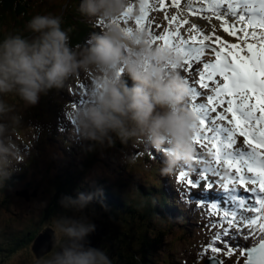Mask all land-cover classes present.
<instances>
[{"label": "clouds", "instance_id": "obj_1", "mask_svg": "<svg viewBox=\"0 0 264 264\" xmlns=\"http://www.w3.org/2000/svg\"><path fill=\"white\" fill-rule=\"evenodd\" d=\"M126 7L127 0H80L83 17L106 22L102 31L90 33L85 46H73L71 29H64L62 17L53 14L33 15L24 29L30 35L13 31L0 39V175L10 176L8 170L21 162L14 139L21 117L5 97L36 106L42 96L63 90L80 73L92 77L94 84L88 102L72 112L73 143L103 154L117 141L142 142L163 153L161 175L192 165L198 117L189 103L183 57L151 44L146 32L128 33L114 22ZM169 64L176 67L166 70ZM102 197L101 189L77 191L75 196L62 195L59 204L83 213L98 200L107 209ZM96 228L85 215L57 218L56 251L45 264H112L105 250L91 246L88 238Z\"/></svg>", "mask_w": 264, "mask_h": 264}, {"label": "snow or ice", "instance_id": "obj_2", "mask_svg": "<svg viewBox=\"0 0 264 264\" xmlns=\"http://www.w3.org/2000/svg\"><path fill=\"white\" fill-rule=\"evenodd\" d=\"M156 6L176 29L149 31L150 43L162 41L159 45L183 57L189 103L198 117L193 140L206 153L194 156L198 167L176 176L183 185L180 199L196 206L205 220L202 227L215 230L211 240L199 245L197 264H224L221 254L240 250L247 253L245 264H264V0H184L183 5L181 0H167V5L156 0ZM133 8L129 3L114 21L128 33L161 24L149 15L147 0L139 15H133ZM185 8L210 24L211 31L190 24L182 15ZM132 21L135 28L127 26ZM181 24L188 25L187 38ZM208 55L213 58L205 59ZM174 67L166 65V70ZM241 240L253 243L245 246Z\"/></svg>", "mask_w": 264, "mask_h": 264}, {"label": "trees", "instance_id": "obj_3", "mask_svg": "<svg viewBox=\"0 0 264 264\" xmlns=\"http://www.w3.org/2000/svg\"><path fill=\"white\" fill-rule=\"evenodd\" d=\"M79 3L80 0H0V39L7 32L13 31H20L24 35H30L24 29L27 21L33 15L53 14L62 17V27L64 29H71L69 32L71 44L73 46H85L90 33L102 31L104 26L95 21L90 22L79 14L77 11ZM53 91L57 95L62 94V90ZM52 92L47 96H42L39 104L36 107H32L34 110L31 114L41 121L40 124L44 129L49 127L52 118L55 122L61 106H67L66 104L55 101V98L51 96ZM5 99L7 103L15 108V113H18L22 107L26 106L23 101L15 96H8ZM52 135L53 133L46 132V140H49L51 137L53 138ZM35 140L36 142L26 143V160L19 166L17 173H11L12 171L8 170L11 173L10 176L0 175V191L3 192V197H8V195L4 194L6 190L15 186L19 180L28 177L30 168H39L40 155L42 151H45L46 143L41 142L38 138ZM119 147H121V143L117 141L115 147L108 149L106 152ZM98 154H100L99 151L87 152L85 161L79 166L75 164L74 159H71L66 167L57 170L55 176L47 175L46 180L42 182L44 194H51V196L49 198L44 197L47 202L41 207L40 215L33 228L31 227L32 217L29 215L31 211L26 210L24 204L19 205V203H23L21 201L22 198L18 197L16 200L13 199V203H10L9 199H0V211L4 212V215L2 214V217L0 216V221L8 228L15 227V233L23 234L20 239L14 240L15 242L13 243L11 242V246L6 245L1 250L7 251L8 253L11 252L12 256L15 254L23 258L27 256L26 263L33 264L32 262H35V258L33 257L31 243L47 227L53 230L54 236L56 237L57 218L63 215L78 218L86 212H92L91 214L95 212L97 214L89 215V217H92L90 220L109 229V234L102 241L100 248L106 251L112 260V264H152L150 257L158 246L163 245L166 232L162 226H156L153 223L152 217L160 212L158 209L159 206L165 207V202L160 195H153L151 187L147 186L145 189L139 186L133 187L131 192L134 195L137 192V195L140 196L137 197V201L129 203L126 200L128 198V193L126 192L132 186L131 183L126 181L124 192L122 187H116L119 185L115 183L117 180L120 181L118 176L113 179L110 176H106L99 180L100 183L110 185V187L104 189L102 197L104 204L107 205V209L102 207L98 200L93 201L83 213L65 210L59 204V199L62 195L69 194L75 196L72 192L73 189L83 190L81 188L83 183H79V181H82L85 174H88L87 170ZM32 172L35 173V170H32ZM35 180L36 178L27 182L25 181V186L29 188L35 186L38 189ZM159 182L161 181H156L152 184L156 190L160 188L161 183ZM93 191L96 190L88 188L85 191L83 190L86 193ZM108 192L110 195H107ZM114 197L119 200L117 201ZM9 204L15 207L10 208ZM138 206L143 207V210H138ZM185 230L182 226L181 232H184L186 235L188 231ZM4 235L8 236L9 234L6 228L0 227V240L5 238ZM179 237L182 238V236ZM153 260H156V263L159 261L156 257H153ZM169 261H171L170 258L163 260L164 264H168Z\"/></svg>", "mask_w": 264, "mask_h": 264}, {"label": "rangeland", "instance_id": "obj_4", "mask_svg": "<svg viewBox=\"0 0 264 264\" xmlns=\"http://www.w3.org/2000/svg\"><path fill=\"white\" fill-rule=\"evenodd\" d=\"M128 4L129 2H127V5ZM156 11H160V10L156 8L155 12ZM160 19H161V23L164 25L167 19H165V17H161ZM193 21L194 20H191V22ZM201 22L204 23L206 21L202 20ZM121 26H124L122 22H121ZM127 26L133 28L136 27L135 23L129 24ZM157 29H161V32L165 31V28L161 27V25L157 26L155 30L154 29L151 30L156 31ZM205 30L208 31V29ZM186 33L189 35L188 31ZM184 75H186V73H184ZM196 78L197 79L199 78L198 74H196ZM80 83L86 84L87 88L84 89L78 87L77 85ZM93 84H94V79L92 77H90L85 73H80L68 81L64 89L61 91L62 93L61 95L60 94L57 95L55 91L52 92L51 96L55 98V101L66 104L67 106L65 107L61 106L58 112L59 118L57 120V127L59 128V130L54 129L56 120L54 122L53 118L50 121L49 127L47 128L45 126L46 127L45 129H47L46 132L49 131V133H53L52 135L53 138L51 140L48 141L46 140V132L43 126L40 124L41 121L36 116H33L31 114L33 113L34 110V108H32L33 106L26 105L22 107L18 113H16L19 117H21V123L18 127L14 129V139L16 144L19 145L21 162L14 164L13 168L9 169L10 171H12L11 173H17V171L19 170V166H21L24 163L23 160L26 158V150H27L26 143L36 142L35 139L38 138V140H40L41 142L46 143L45 151L41 152L39 159V168L38 169L30 168L29 170L30 173L27 178L19 180V182L15 186L10 187L8 190H6L4 194L8 195L7 198L3 197L2 196L3 192L0 191V199L2 198L9 199V202L13 203L15 199L21 197L22 198L21 201L23 203H19V205L24 204V208L26 210L31 211V214L29 215L32 217V218L30 217L32 219L31 220L32 228L35 225L38 216L40 215L41 207H43L47 202L44 197L46 196L47 198H49L51 196V194L48 195L44 194V186L42 182L46 180L47 175L55 176L57 170L66 167L71 159H74L77 166H79L85 161L87 157L86 147L81 144L73 143V139H74L73 129L75 127V123L74 124L72 123L73 120L71 117L75 107L82 106L88 102L89 91L92 88ZM208 94H210V92ZM81 100H83L84 102L81 103ZM199 102H206V100L203 99ZM72 105H75V107H72ZM61 127L64 128V131L60 130ZM67 138L68 141H66V143L63 144L62 140ZM138 145L139 142H131V145L129 144L127 147H124V149L115 148L111 151L104 152L103 154H101L100 152V154L96 155V157L93 159L92 164L89 166V169L87 170L88 174H85V176L82 178V181H79V183H83L81 185V188L84 191L86 190V188H88L95 190L101 189L104 192V189H107V187H110V185L100 183L99 179L104 178L106 176H110L113 179L118 175L120 171H122L123 173L118 175L120 181L117 180V182L115 183L119 186L116 187H122V186L125 187L126 181L127 182L129 181L132 186L128 188L126 192L128 193V198H126V200L129 203L137 201L138 200L137 197H139L140 195L137 194L134 195L133 192H131L133 187L139 186L144 188L145 184H147L148 181L153 178H157L159 176H163V177L165 176L166 178V175H161L159 170L156 169L155 171H152L150 167L148 168L149 165L143 162L142 159H138L134 161L132 160V152L133 150L137 149L135 147H138ZM197 150L200 151L199 148H197ZM203 152H205L204 149ZM32 170H35V173H33ZM154 172H157L158 174ZM173 174L174 172L171 175H169L171 176L170 181H174ZM85 177L88 178V182H85ZM34 178H36L35 182H37L38 189L35 188V186H32V188L28 187V192L30 193V196L27 199L23 195L17 196V194L15 193L16 190L26 187L25 181L27 182ZM178 185L181 184L178 183ZM77 191L79 190L78 189L72 190V192L75 195ZM34 192L35 195H32ZM152 192L158 193V191H152ZM116 200L118 201L119 199ZM140 206H138V210L142 211L143 207ZM9 207L14 208L15 206L9 204ZM91 213L92 212L90 213L86 212L83 215L86 216L88 215L89 217V215L92 216L94 214H97L95 212L93 214ZM2 214L4 215V212L0 213L1 217ZM191 216H192L191 219L193 220L194 223L190 226L189 235L184 240H181V238L179 237V235L182 233L181 225L179 222L175 221L169 223L168 222L169 220H163L156 216L152 217L153 223L156 226L162 225L166 228L165 230L166 234L163 239L164 240L163 245L158 246L155 249V252H153L152 256L150 257L153 264H164L163 260L167 258H170L171 260L169 261L168 264H197V254L200 250L199 245L201 243H207L209 240H211L213 236V232L215 230L205 229L204 227H202V224L205 222V220L204 218H202L198 210H196L195 213H192ZM89 219H92V217H89ZM0 227L6 228V231L9 234L8 236L4 235L5 238L0 240V264H27L26 263L27 256L24 258L17 256V254L12 256L11 252L8 253L7 251L1 250L6 245L11 246L10 243L15 242L17 239H20L23 236V234L15 233L16 231L15 227L8 228L5 226V224L2 221L0 222ZM103 232L104 234L101 237V239L97 240V244L99 243L101 245L102 241L108 236L109 234L108 227L105 228ZM239 242L241 245L245 243L244 240H241ZM95 245L96 243H93L91 246L94 247ZM37 250L41 252V254H39L40 256L33 254L34 255L33 257L35 258V262L32 263L45 264V261L51 257L54 251H56V248L53 245L52 249L50 251H47V253L45 254H42L43 250L38 246H37ZM221 255H222V259L224 260V264H244L245 262V254L243 250L236 251L231 256H227L224 254ZM153 257L159 258V261L156 263L155 262L156 260L154 261Z\"/></svg>", "mask_w": 264, "mask_h": 264}, {"label": "water", "instance_id": "obj_5", "mask_svg": "<svg viewBox=\"0 0 264 264\" xmlns=\"http://www.w3.org/2000/svg\"><path fill=\"white\" fill-rule=\"evenodd\" d=\"M20 195H23L26 199L29 197L28 190L24 189L22 191L18 192ZM35 195V192L33 193ZM103 229H100L98 226L96 228V232L93 233L91 236H89V241L91 245L95 243L97 240L101 239L104 232ZM54 232L51 228L47 227L43 232H41L37 237L35 238V241L33 243V250L36 253L37 256H40L41 252L37 250V246L43 250L42 254L47 253V251H50L54 245ZM204 264H207V261L204 262Z\"/></svg>", "mask_w": 264, "mask_h": 264}, {"label": "bare ground", "instance_id": "obj_6", "mask_svg": "<svg viewBox=\"0 0 264 264\" xmlns=\"http://www.w3.org/2000/svg\"><path fill=\"white\" fill-rule=\"evenodd\" d=\"M131 1V0H130ZM129 0H127V2H130ZM165 3H166V5H167V0H165ZM181 3H182V5H183V3H184V0H181ZM134 5V10L135 11H138V13H137V15H139L140 14V6L137 4V3H134L133 4ZM156 6V0H152V3H151V7L150 8H154ZM194 7L196 6L195 4L193 5ZM158 7V6H157ZM168 11L169 12H172V11H176L175 9H172V8H169L168 9ZM165 14H164V12H162L161 10H160V12H158L157 13V17H162V16H164ZM182 15H184V16H188L189 15V17H192V18H197L198 20H203V19H199L196 15H194L193 13H191V12H189V11H187V9L185 8L184 9V11L182 12ZM132 22H134V21H132ZM230 40H232V39H234V38H229ZM131 154V153H130ZM131 158V157H130ZM124 159V158H123ZM124 161V160H123ZM125 163H126V161H125ZM122 189H124V186H122ZM124 191V190H123ZM122 194V193H121ZM28 212V211H27ZM96 243V245L94 246V247H97V248H99V243L97 244V241L95 242ZM36 254V253H35Z\"/></svg>", "mask_w": 264, "mask_h": 264}]
</instances>
